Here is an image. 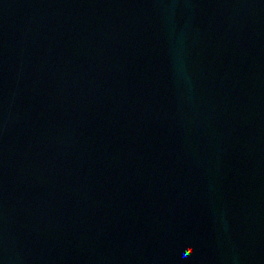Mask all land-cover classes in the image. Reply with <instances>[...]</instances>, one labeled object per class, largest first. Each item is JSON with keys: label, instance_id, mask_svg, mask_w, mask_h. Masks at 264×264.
<instances>
[{"label": "water", "instance_id": "95a60500", "mask_svg": "<svg viewBox=\"0 0 264 264\" xmlns=\"http://www.w3.org/2000/svg\"><path fill=\"white\" fill-rule=\"evenodd\" d=\"M0 264H264V0H0Z\"/></svg>", "mask_w": 264, "mask_h": 264}]
</instances>
